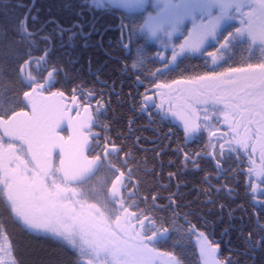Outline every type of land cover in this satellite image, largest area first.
Returning <instances> with one entry per match:
<instances>
[{"label": "snow or ice", "instance_id": "1", "mask_svg": "<svg viewBox=\"0 0 264 264\" xmlns=\"http://www.w3.org/2000/svg\"><path fill=\"white\" fill-rule=\"evenodd\" d=\"M57 8L42 17L35 0H0V264H28L9 221L56 245L48 264H185L175 250L193 235L197 264H264V0ZM105 17L120 21L116 59L134 85L117 101L167 129L151 149L132 140L133 118L114 130L100 68L91 82L74 70ZM165 156L177 168L166 176ZM189 167L201 174L193 200L180 191ZM208 205L242 249L201 230Z\"/></svg>", "mask_w": 264, "mask_h": 264}, {"label": "trees", "instance_id": "2", "mask_svg": "<svg viewBox=\"0 0 264 264\" xmlns=\"http://www.w3.org/2000/svg\"><path fill=\"white\" fill-rule=\"evenodd\" d=\"M12 2L30 4L32 3V0H12ZM63 2L64 0H35L36 7L41 9L40 14L42 17H46L49 14V9H51V14L53 16L57 15V5ZM119 23V19H112L107 17L100 18L97 20V31L93 33L92 39L90 41V44L92 46L86 51L77 52L75 54V58L79 60V63L74 65V70L79 69L81 75L87 81L91 82L95 80V76L93 75V73L95 72L96 68H100L102 79L106 80L108 83L101 84L99 81H96V87L104 88L106 95L108 91L111 90L112 107L113 109H115L114 130H122L125 132V134H128V119L133 118L134 123L132 125L131 138L134 141L136 137H140V143L142 144L143 140L149 139L145 138L144 136H152V134H154V131L156 130L153 127L149 126L151 123L146 119L144 115L140 114L138 110L136 112H133L129 103H121L116 99L117 92H122L124 94V100L127 101V93L130 89L134 88V85H132L131 83V78L127 75H121L119 71L120 61L116 59V57L121 55L118 46L116 45V41L120 37ZM9 35H11V33H9ZM101 37L103 38V44L99 45L96 42L100 41ZM105 49L111 52V57L105 54ZM89 56L93 58L92 71H89ZM199 63V60H192L190 62H186L185 65H182V67H188L189 64L195 65ZM139 90L143 92L144 89L142 85L139 87ZM161 128L164 131L167 130L162 126L156 129L160 131ZM164 131H161L162 137ZM151 145L153 146L154 144ZM155 145H158V143H156ZM143 155L144 154L141 153V156ZM147 156H149V158H152L153 153L149 151L147 153ZM169 158V156L164 157L166 164V167L164 169L165 176L168 171H177L176 167H167V160ZM171 159L175 160L176 158L173 156L171 157ZM200 175V173H196L195 171H193L191 167H189L187 170L180 172V183H182L183 181L187 184V187L185 189H183L181 185L180 191L186 194L185 198L187 200L195 199L197 195L195 189L200 183ZM163 182L167 183V180L165 179ZM173 183L175 184L174 181ZM172 190L175 191V187ZM223 199H225L227 203H232L231 201L227 200V198ZM236 203H239V201H237ZM211 207V205H208L205 208V215L208 218L209 224L201 230L207 232H214V238L216 240H223L226 242L230 239L232 241V247H240L242 249L243 244L237 239V232L235 230L230 231L228 236H221V233L229 225L228 218L225 215L223 221L219 220V213L216 209H213L212 214L209 215L207 212V208ZM233 207H235V204H233ZM241 215H243V213H241L240 211H236V219H233L231 223L233 225L238 226L240 224L239 217ZM7 227L8 231L12 234L13 238L15 239L19 253L26 261H28V264H48V261L54 258L56 245L52 241L44 239L42 237L24 233L19 228V226L13 224L11 221L8 222ZM193 236L190 239H187L182 242L181 246L175 250L176 252L181 254V258L184 260L185 264H197L199 258V253L196 244L193 240ZM221 246L225 249L223 254L225 256L228 255L226 250L227 245L225 243H222ZM166 250H168L167 246ZM240 259L243 264L244 257H241Z\"/></svg>", "mask_w": 264, "mask_h": 264}, {"label": "flooded vegetation", "instance_id": "3", "mask_svg": "<svg viewBox=\"0 0 264 264\" xmlns=\"http://www.w3.org/2000/svg\"><path fill=\"white\" fill-rule=\"evenodd\" d=\"M149 126L150 127H153L156 131H154V134H152V136H147V135L144 136L145 138H149L147 140H143L142 141L143 147L144 148H147V149H151V148L155 147L156 146L155 145L156 143H158V144H161L162 143L163 137L161 136V134H162L161 131H164L162 128H161L160 131L156 129V128L161 127V125H158V124H150ZM151 144H154V145L152 146ZM174 182L176 183V180L175 179H174ZM184 184H185V182L182 181L181 185H182V188L183 189L186 188V187L183 186ZM185 240H187V239H185ZM185 240H183L182 242H184ZM182 249H183V247H182Z\"/></svg>", "mask_w": 264, "mask_h": 264}, {"label": "rangeland", "instance_id": "4", "mask_svg": "<svg viewBox=\"0 0 264 264\" xmlns=\"http://www.w3.org/2000/svg\"><path fill=\"white\" fill-rule=\"evenodd\" d=\"M193 240H194V242H195V244H196V247H197V250H198V253H199V248H198V246H197V243H196V237H195V236H193Z\"/></svg>", "mask_w": 264, "mask_h": 264}]
</instances>
